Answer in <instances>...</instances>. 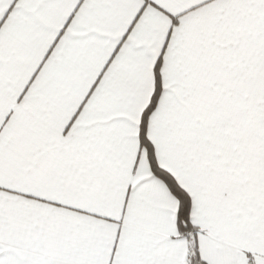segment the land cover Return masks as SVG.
<instances>
[{
  "label": "snow or ice",
  "instance_id": "snow-or-ice-1",
  "mask_svg": "<svg viewBox=\"0 0 264 264\" xmlns=\"http://www.w3.org/2000/svg\"><path fill=\"white\" fill-rule=\"evenodd\" d=\"M0 264H264V0H0Z\"/></svg>",
  "mask_w": 264,
  "mask_h": 264
}]
</instances>
